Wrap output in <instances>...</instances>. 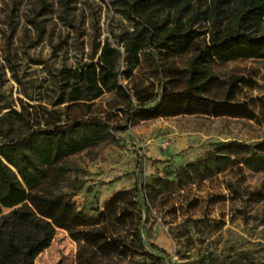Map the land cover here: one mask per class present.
Segmentation results:
<instances>
[{
    "label": "rangeland",
    "instance_id": "1",
    "mask_svg": "<svg viewBox=\"0 0 264 264\" xmlns=\"http://www.w3.org/2000/svg\"><path fill=\"white\" fill-rule=\"evenodd\" d=\"M46 1L50 5L40 10L39 0H0V142L23 135L30 126L104 119L109 133L103 141L58 162L66 171L57 192L84 215L96 216L116 191L134 183L174 182L175 174L208 155L213 143L264 140V59L220 63L210 91L221 98L224 80L242 78L230 98L245 100L254 119L180 114L139 120L131 116L134 102L127 104L113 92L80 106L54 104L59 94L54 74L88 61L96 42L107 40L122 67L123 47L111 35L122 22L110 0ZM188 59L189 53L162 57L158 73L150 57L134 70L129 85L149 86L154 93L160 83L180 86L182 79L174 80L175 71L166 68L183 69ZM240 166L230 164L142 206L141 238L151 256L111 264H264V172ZM76 253L77 243L56 228L34 264H77Z\"/></svg>",
    "mask_w": 264,
    "mask_h": 264
},
{
    "label": "trees",
    "instance_id": "2",
    "mask_svg": "<svg viewBox=\"0 0 264 264\" xmlns=\"http://www.w3.org/2000/svg\"><path fill=\"white\" fill-rule=\"evenodd\" d=\"M39 2L40 10L50 5ZM66 2H61L64 8ZM110 4L122 22L111 32L124 50L122 67L107 40L96 42L88 61L62 66L54 74L59 90L54 104L80 106L113 92L127 104L134 102L131 116L139 120L180 114L255 118L245 100L230 98L242 78L224 80L221 98L210 91L220 63L264 59V0H110ZM30 23L42 33L34 20ZM187 53L186 67L166 68L175 71L174 80L182 79L180 86L160 83L154 93L149 86L129 85L142 61L151 57L155 71L161 73L162 57ZM108 133L104 119L87 116L30 126L23 135L0 142V264H34L56 228L66 230L77 243V264L151 256L141 238L142 206L230 164L264 172V140L216 142L208 155L178 171L174 182L157 178L150 184L134 183L116 191L96 216H86L57 192L66 171L58 162L98 144Z\"/></svg>",
    "mask_w": 264,
    "mask_h": 264
}]
</instances>
